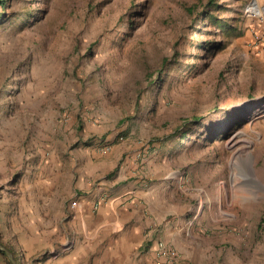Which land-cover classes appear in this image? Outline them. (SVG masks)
<instances>
[{"label":"rangeland","instance_id":"obj_1","mask_svg":"<svg viewBox=\"0 0 264 264\" xmlns=\"http://www.w3.org/2000/svg\"><path fill=\"white\" fill-rule=\"evenodd\" d=\"M7 1L0 242L18 263L46 264L83 240L84 202L97 210L130 181L162 187L175 214L171 233L148 218L132 264H156L159 240L180 264H264V14L253 0ZM49 170L44 198L35 179ZM0 264H13L2 250Z\"/></svg>","mask_w":264,"mask_h":264},{"label":"crops","instance_id":"obj_2","mask_svg":"<svg viewBox=\"0 0 264 264\" xmlns=\"http://www.w3.org/2000/svg\"><path fill=\"white\" fill-rule=\"evenodd\" d=\"M251 8L254 12L264 14V7L258 3V0L252 1ZM263 26L264 21L257 28L256 34ZM90 166L91 174L95 175L100 165L96 167L93 162V165ZM35 180L39 190L38 195L47 198L51 194L54 181L51 171H47L43 177L38 176ZM118 181L120 179L113 181V183ZM111 184L106 182L100 188L110 190ZM118 187L119 189L112 193L113 196L115 195L113 201L100 205L97 210L86 209L88 202H84L85 207L80 210V213L85 217L82 221V230L85 234L83 240L75 242L69 249H66L65 253L56 255L57 257L46 264H82L91 250L95 248H98V253L92 264H132L130 256L134 249V243L142 237L147 226L152 224L148 218H152L153 223L157 227H161L159 231L171 233L173 227L170 228L169 225L175 214L167 211L166 205L172 197H168L163 191L161 192L162 187H157L150 192V189L143 187L142 184L130 183V181L127 185L125 182L119 183ZM44 229V234L52 238L55 233L53 220L48 219ZM39 232L40 229L37 227L36 233L41 236ZM178 234L177 229L175 231L173 229V234L170 236L175 245L183 244L180 243L182 238H179ZM191 245L200 248L202 246L201 240L199 239Z\"/></svg>","mask_w":264,"mask_h":264},{"label":"built area","instance_id":"obj_3","mask_svg":"<svg viewBox=\"0 0 264 264\" xmlns=\"http://www.w3.org/2000/svg\"><path fill=\"white\" fill-rule=\"evenodd\" d=\"M255 44L258 48L264 50V26L256 34ZM73 209L77 208V201L71 203ZM152 253L156 264H180L178 251L163 240L156 242L152 248Z\"/></svg>","mask_w":264,"mask_h":264},{"label":"water","instance_id":"obj_4","mask_svg":"<svg viewBox=\"0 0 264 264\" xmlns=\"http://www.w3.org/2000/svg\"><path fill=\"white\" fill-rule=\"evenodd\" d=\"M0 250L4 251L12 260L13 264H19L17 259L13 256L11 250L0 242Z\"/></svg>","mask_w":264,"mask_h":264},{"label":"trees","instance_id":"obj_5","mask_svg":"<svg viewBox=\"0 0 264 264\" xmlns=\"http://www.w3.org/2000/svg\"><path fill=\"white\" fill-rule=\"evenodd\" d=\"M216 1V0H213V2ZM7 0H1V3L3 4V6L5 7L7 5ZM218 6H221L220 4H215V7H218ZM213 20H216L217 17H211Z\"/></svg>","mask_w":264,"mask_h":264}]
</instances>
